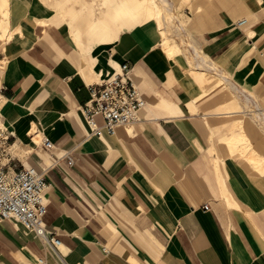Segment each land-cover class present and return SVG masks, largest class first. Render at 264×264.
<instances>
[{
  "label": "crops",
  "instance_id": "0c3cea01",
  "mask_svg": "<svg viewBox=\"0 0 264 264\" xmlns=\"http://www.w3.org/2000/svg\"><path fill=\"white\" fill-rule=\"evenodd\" d=\"M182 12L198 52L166 43L168 55L152 27L0 0L13 167L45 170L44 220L60 239L0 220V264H264V0H190ZM124 62L145 105L114 134H88L87 86Z\"/></svg>",
  "mask_w": 264,
  "mask_h": 264
},
{
  "label": "built area",
  "instance_id": "2783aa9c",
  "mask_svg": "<svg viewBox=\"0 0 264 264\" xmlns=\"http://www.w3.org/2000/svg\"><path fill=\"white\" fill-rule=\"evenodd\" d=\"M245 19L236 22L242 25ZM89 98L80 107L88 128V134H114L116 127L128 124L137 118L138 110L145 105V99L135 83L131 67L121 63L117 70L104 79H98L87 86ZM3 88L0 84V220L19 222L32 231L40 240L57 248L58 235L46 226L44 215L47 202L45 189L48 186L44 169L35 166L13 167V132L4 124L1 114ZM97 117L101 122H98ZM38 132L35 131L34 135ZM45 148L52 145L42 140ZM69 163L73 159L69 152L63 155ZM36 264H46L37 257Z\"/></svg>",
  "mask_w": 264,
  "mask_h": 264
},
{
  "label": "rangeland",
  "instance_id": "374dc122",
  "mask_svg": "<svg viewBox=\"0 0 264 264\" xmlns=\"http://www.w3.org/2000/svg\"><path fill=\"white\" fill-rule=\"evenodd\" d=\"M53 2L55 3V6L63 12L64 15L71 13V16L73 15L74 19L77 18L80 24L86 25L85 19L87 18L89 20L93 18V20L97 21L98 25L102 24L105 26V24H110L116 31L119 32L122 29H135L143 27L150 29L152 27L153 30H157L161 36V46L163 50L172 49L173 47L177 46L178 48H176L177 50H175V52H181V49L189 50L190 47H195L190 41L189 37L184 38V35L187 36L185 31L186 26L184 21L179 17V14H184L182 9L189 6L190 0H172L173 3L170 14L173 13L176 19H173L169 12L161 9L165 14H163V12L161 14L160 10L159 13L156 12V17L154 16V18H147L138 24L134 23L135 20L133 16L136 12L141 10L142 3H140V0H136L135 3H130L127 7H124L123 4H120L119 0H53ZM127 2H132V0H128ZM154 10H159V7L154 6ZM112 13H116L117 15L115 16ZM166 13L168 14L166 15ZM140 17L142 18L143 14H141ZM169 20L172 21L170 22ZM181 23L184 25L182 29ZM177 25L180 26V28L176 32V28L174 30L173 27ZM3 37L0 36V38ZM166 43L174 44L176 46L167 48ZM195 49L198 52L196 47ZM193 55L194 53H191L192 63ZM193 73L196 74L195 72ZM235 147L236 146L234 145V148ZM242 151H245V148H243ZM247 160V162L255 164L253 157H249ZM262 166L264 167V165Z\"/></svg>",
  "mask_w": 264,
  "mask_h": 264
},
{
  "label": "bare ground",
  "instance_id": "6f19581e",
  "mask_svg": "<svg viewBox=\"0 0 264 264\" xmlns=\"http://www.w3.org/2000/svg\"><path fill=\"white\" fill-rule=\"evenodd\" d=\"M128 0H119V3L120 4H123V6L124 7H127L130 3H135V1L136 0H132V2H127ZM140 3H142V6H141V10L139 11V12H136L135 14H134V20H135V24L137 23H140V22H142L143 20H145V19H147V18H150V17H153L154 18V16L156 17V12H158L159 13V11L161 10V9H163V10H166L167 12H169V14L171 13V6H172V0H140ZM160 5V6H159ZM154 6H158L159 7V10H154ZM141 12H143V13H141ZM162 10H161V14H162ZM4 15H6V12H4L3 13ZM141 14H143V17L141 18L140 17V15ZM163 14H165L164 12H163ZM168 13H166V15H167ZM171 15V17L173 18V19H176V17H175V15L172 13V14H170ZM162 16H164V15H162ZM168 17V16H167ZM171 18V19H172ZM165 19V18H164ZM169 19V18H168ZM170 21V20H169ZM172 21V20H171ZM170 21V22H171ZM144 25V24H143ZM174 28V30H175V28H176V32L178 31V29L180 28V26H175V27H173ZM5 32H6V25H4V24H2V23H0V36L2 37L4 34H5ZM166 52H168V55H169V53H170V50L169 49H167V51ZM194 64L196 65V66H203V63L202 62H200L198 59H197V57H195V61H194ZM206 65L208 66L209 64H207L206 63Z\"/></svg>",
  "mask_w": 264,
  "mask_h": 264
}]
</instances>
